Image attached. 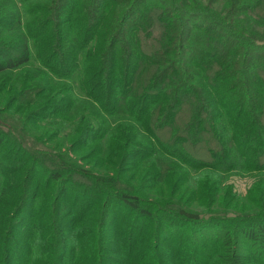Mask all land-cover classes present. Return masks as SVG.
Returning <instances> with one entry per match:
<instances>
[{
	"label": "trees",
	"instance_id": "16d2710c",
	"mask_svg": "<svg viewBox=\"0 0 264 264\" xmlns=\"http://www.w3.org/2000/svg\"><path fill=\"white\" fill-rule=\"evenodd\" d=\"M0 78V264H264V0H0Z\"/></svg>",
	"mask_w": 264,
	"mask_h": 264
},
{
	"label": "rangeland",
	"instance_id": "374dc122",
	"mask_svg": "<svg viewBox=\"0 0 264 264\" xmlns=\"http://www.w3.org/2000/svg\"><path fill=\"white\" fill-rule=\"evenodd\" d=\"M1 79V78H0ZM236 180V183H237V187L240 189V190H244V188L246 187V183H248V177H240V176H236L234 178ZM29 212V209H27V211L25 213H23L22 217H21V222L23 221V219L27 216ZM217 228L215 227V230ZM242 247H245V245H242Z\"/></svg>",
	"mask_w": 264,
	"mask_h": 264
}]
</instances>
